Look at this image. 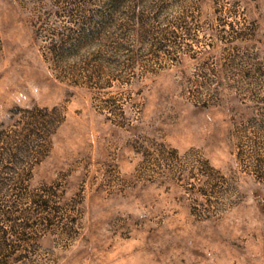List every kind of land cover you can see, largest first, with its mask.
<instances>
[{"label": "rangeland", "instance_id": "1", "mask_svg": "<svg viewBox=\"0 0 264 264\" xmlns=\"http://www.w3.org/2000/svg\"><path fill=\"white\" fill-rule=\"evenodd\" d=\"M45 107L0 264H264V0H0V130Z\"/></svg>", "mask_w": 264, "mask_h": 264}, {"label": "trees", "instance_id": "2", "mask_svg": "<svg viewBox=\"0 0 264 264\" xmlns=\"http://www.w3.org/2000/svg\"><path fill=\"white\" fill-rule=\"evenodd\" d=\"M34 109H26L9 130H0V158L8 161L6 166L10 169L22 165L23 173L39 162L50 136L62 121L56 107Z\"/></svg>", "mask_w": 264, "mask_h": 264}]
</instances>
